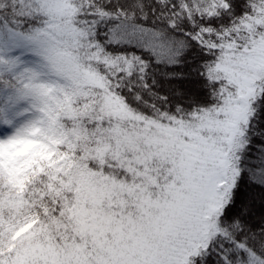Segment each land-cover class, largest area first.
<instances>
[{
    "label": "snow or ice",
    "instance_id": "snow-or-ice-1",
    "mask_svg": "<svg viewBox=\"0 0 264 264\" xmlns=\"http://www.w3.org/2000/svg\"><path fill=\"white\" fill-rule=\"evenodd\" d=\"M0 264H264V0H0Z\"/></svg>",
    "mask_w": 264,
    "mask_h": 264
}]
</instances>
